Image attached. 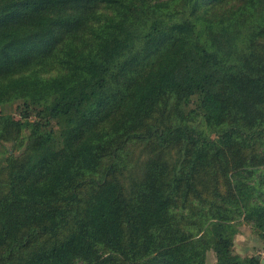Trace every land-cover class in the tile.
Instances as JSON below:
<instances>
[{"label": "trees", "instance_id": "16d2710c", "mask_svg": "<svg viewBox=\"0 0 264 264\" xmlns=\"http://www.w3.org/2000/svg\"><path fill=\"white\" fill-rule=\"evenodd\" d=\"M0 264H264V0H0Z\"/></svg>", "mask_w": 264, "mask_h": 264}, {"label": "rangeland", "instance_id": "374dc122", "mask_svg": "<svg viewBox=\"0 0 264 264\" xmlns=\"http://www.w3.org/2000/svg\"><path fill=\"white\" fill-rule=\"evenodd\" d=\"M0 110H8L6 107L0 106ZM236 252L247 255L253 253H259L264 259V241H261L257 235L252 232L251 226L248 223H243L240 233L235 239ZM216 258L214 252L208 253L207 264H215Z\"/></svg>", "mask_w": 264, "mask_h": 264}, {"label": "water", "instance_id": "95a60500", "mask_svg": "<svg viewBox=\"0 0 264 264\" xmlns=\"http://www.w3.org/2000/svg\"><path fill=\"white\" fill-rule=\"evenodd\" d=\"M262 263H264V259H262Z\"/></svg>", "mask_w": 264, "mask_h": 264}]
</instances>
